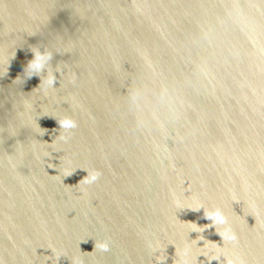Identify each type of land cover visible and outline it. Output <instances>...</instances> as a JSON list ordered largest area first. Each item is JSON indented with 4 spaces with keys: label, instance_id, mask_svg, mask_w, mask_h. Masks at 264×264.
<instances>
[{
    "label": "water",
    "instance_id": "1",
    "mask_svg": "<svg viewBox=\"0 0 264 264\" xmlns=\"http://www.w3.org/2000/svg\"><path fill=\"white\" fill-rule=\"evenodd\" d=\"M205 242L264 264V0H0V264H228Z\"/></svg>",
    "mask_w": 264,
    "mask_h": 264
},
{
    "label": "clouds",
    "instance_id": "2",
    "mask_svg": "<svg viewBox=\"0 0 264 264\" xmlns=\"http://www.w3.org/2000/svg\"><path fill=\"white\" fill-rule=\"evenodd\" d=\"M32 52H33V57L28 62L26 69H25L28 72V76H31L34 73L36 74L40 73L44 69L47 62L51 59V53L48 51H41L38 48H34ZM48 77L49 78L47 80V83L49 85H53L54 80H55L54 75L51 72H49ZM143 95L144 93L142 90L134 89L133 98L137 102L138 105L142 102ZM160 99L161 101H165L166 96L162 94L160 95ZM58 122H59L60 128H63V129H71L76 126L75 122L70 117H65L59 120ZM74 170L67 171L64 176L70 175ZM97 179H98V174L89 173L87 170V175L81 181L84 184H90V183L95 182ZM177 207L182 208L184 207V205L177 202ZM188 207L192 210H199L202 207V205L197 204L195 207L189 205ZM204 215H205V218L210 220L211 225L223 226V231L217 230L223 242L225 243L234 242L237 239L236 234L231 230L230 227H228L227 217L225 216L224 212L221 209L213 208L211 210H206ZM211 225H206V226L209 227ZM190 231L201 232L203 231V227L194 223ZM194 243H196V241H194ZM97 247H100L104 251L108 250L107 243H100L99 245L95 243L94 250ZM200 254H203L209 261L213 259L218 260L219 257L223 255L225 261H227L228 264H239V260L237 258L230 257L225 249L221 248L219 245L213 242L212 244H207L205 242V244L202 247H199V251L195 255L196 260H197V256ZM191 255H192L191 247L186 246L181 252L180 264H190Z\"/></svg>",
    "mask_w": 264,
    "mask_h": 264
}]
</instances>
